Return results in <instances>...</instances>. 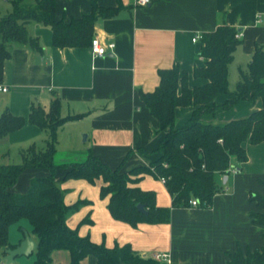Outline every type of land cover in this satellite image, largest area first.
<instances>
[{"label":"crops","instance_id":"0c3cea01","mask_svg":"<svg viewBox=\"0 0 264 264\" xmlns=\"http://www.w3.org/2000/svg\"><path fill=\"white\" fill-rule=\"evenodd\" d=\"M93 1L56 0V18L69 22L89 13ZM96 1L100 6L118 7L114 16L98 19L95 25L93 38L115 42V48L104 56H94L91 44L55 46L52 28L35 20L28 21L26 27L39 46L10 43L11 56L5 61L0 82L7 87L6 91L0 89V118L8 109L27 122L0 137V163L19 164L22 152L30 145L45 147L49 131L28 117L32 107L39 105L50 111L58 99L60 115L68 118L56 127L55 158L66 152L63 162H81L91 150L112 168L127 155L123 170L148 165L158 157L152 151L168 129H160L159 120L139 91L155 90L160 84L159 71L175 65L188 73L190 87L204 84L206 78L194 76L195 67L205 64V57L199 55L201 37L219 24L235 25L241 32V42L229 65L230 87L237 85L240 71L249 68L256 46L264 47V0H152L147 5H139L136 0ZM12 9V0H0V16ZM197 35L201 37L194 41ZM225 98L219 96L218 102ZM261 106V99H243L228 109L206 113L203 119L224 122L249 115ZM193 109V105L178 106L175 125H184ZM85 133L86 140L82 138ZM245 147L246 161L234 160L235 169L229 174L216 173L222 188L209 206H173L166 183L150 173L138 175L141 178L137 185L155 191L157 205L170 207L171 211L168 222H140L136 226L112 216L109 197L100 195L102 179L93 184L84 178H64L66 170L60 168L56 183L65 202L86 200L68 216L67 223L78 228L80 235H89L108 247L130 244L142 257L168 253L167 261L157 260L159 264H230L229 253L240 249L246 253L264 246V228L251 216L252 211L262 209L250 199L252 192L264 194V140L257 144L248 140ZM49 173L45 167L27 168L11 190L26 193L33 177ZM10 226L9 242L13 247L23 240L25 231L36 240L28 218ZM0 249L3 255L4 249ZM34 251L16 256L9 264H34ZM51 257L53 264H73L69 249H55ZM97 261L96 255L89 254L80 264Z\"/></svg>","mask_w":264,"mask_h":264},{"label":"trees","instance_id":"16d2710c","mask_svg":"<svg viewBox=\"0 0 264 264\" xmlns=\"http://www.w3.org/2000/svg\"><path fill=\"white\" fill-rule=\"evenodd\" d=\"M12 3V11L0 16V82L5 61L11 56V42L39 46L38 40L27 30L28 21L49 25L55 46H87L92 42L98 19L110 18L118 12V7L100 6L94 0L91 12L67 22L56 18V0H12ZM238 33L235 25L224 23L202 34L199 55L205 57V64L195 67L194 76L206 78L204 84L190 87L188 73L175 65L159 71L160 84L155 90L139 91L142 101L159 120L160 129H168L152 151L158 157L148 165L123 170L127 155L112 168L91 150L82 162L57 163L56 127L68 117L60 115L58 99L53 101L50 111L39 105L32 107L28 120L49 131L50 138L43 148L32 144L25 149L21 163H0V248L14 246L9 242V227L28 218L37 240L34 264H53L51 253L55 249H69L73 264H80L89 254L97 256V264H159L152 257L138 255L130 244L108 247L93 241L89 235H80L78 228L70 227L68 216L86 200L67 204L56 183V172L63 168L66 170L64 178H84L93 184L102 179L100 195L109 197L112 216L133 226L140 222L170 220L171 208L157 205L155 191L137 185L141 178L138 175L143 173L168 177L166 185L172 194L173 206H189L191 198L198 199L202 207L212 204L214 195L222 188L216 173L229 174L234 160L244 162L248 159L246 141L257 144L264 140V47L256 46L249 68L240 71L237 85L231 89L229 65L241 42ZM221 95L226 98L218 102ZM243 99H261L262 106L249 115L224 122L203 119L206 113L228 109ZM188 105L194 106L191 116L184 125L177 127L176 108ZM25 122L26 118L15 116L7 109L0 118V137ZM30 167H45L50 173L33 177L26 193L12 191L21 172ZM250 199L262 209L252 211L251 216L264 228V194L252 192ZM138 203H143L148 212H141ZM229 263L264 264V246L246 253L242 249L229 253Z\"/></svg>","mask_w":264,"mask_h":264},{"label":"built area","instance_id":"2783aa9c","mask_svg":"<svg viewBox=\"0 0 264 264\" xmlns=\"http://www.w3.org/2000/svg\"><path fill=\"white\" fill-rule=\"evenodd\" d=\"M152 0H136V3L139 4V5H147L151 2ZM260 17V16H259ZM260 19V18H259ZM237 36H241V32L237 34ZM199 37L201 36H196V37H193V40L196 41L197 39H199ZM91 50H92V53L94 56H104L105 54H107V52L109 50H112L115 48V42H109V43H103L99 37H94L92 39V42H91ZM0 89L6 91L7 90V87L6 86H3V85H0ZM232 169H235V168H232ZM160 180L163 181L164 183H166L168 177L166 176H159ZM189 205L190 206H199V202H198V199L196 198H191L190 201H189ZM168 256L169 254L168 253H155L153 255V258L158 260V261H163V260H166L168 259ZM2 264H5V262H2Z\"/></svg>","mask_w":264,"mask_h":264},{"label":"water","instance_id":"95a60500","mask_svg":"<svg viewBox=\"0 0 264 264\" xmlns=\"http://www.w3.org/2000/svg\"><path fill=\"white\" fill-rule=\"evenodd\" d=\"M87 134H83V139L86 140ZM224 179L227 180V175L224 176ZM138 209L143 212L147 213L148 210L146 209L143 203H138ZM37 248L36 240L30 235L28 231H25V237L23 240L20 241L18 245L15 247H7L3 250V255H0V263L6 262L7 264L14 262L15 257L19 255H29Z\"/></svg>","mask_w":264,"mask_h":264},{"label":"rangeland","instance_id":"374dc122","mask_svg":"<svg viewBox=\"0 0 264 264\" xmlns=\"http://www.w3.org/2000/svg\"><path fill=\"white\" fill-rule=\"evenodd\" d=\"M235 81H233L232 83H234ZM235 86H236V83H234L233 85H232V87H230V88H232V89H234L235 88ZM82 138H83V135H82ZM67 154H66V152H60V153H58V156L55 158V161L57 162V163H59V162H63V160H64V158H65V156H66ZM82 162V161H81ZM153 170H154V168H153ZM18 228V232L19 233H21V234H24V233H22V230L20 229V226H17ZM13 229H15V228H13ZM1 250V249H0ZM0 254H1V251H0Z\"/></svg>","mask_w":264,"mask_h":264}]
</instances>
